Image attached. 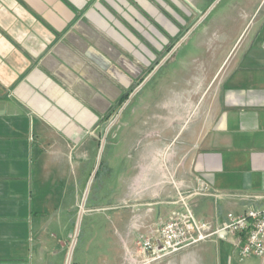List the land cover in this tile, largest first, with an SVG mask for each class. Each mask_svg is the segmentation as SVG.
<instances>
[{
  "label": "crops",
  "instance_id": "0c3cea01",
  "mask_svg": "<svg viewBox=\"0 0 264 264\" xmlns=\"http://www.w3.org/2000/svg\"><path fill=\"white\" fill-rule=\"evenodd\" d=\"M193 32L168 91L131 127L103 130L160 65L161 33ZM102 136L121 167L91 201L110 199L115 231L138 249L181 198L213 228L264 207L243 196L264 194V0H0V264L51 261L45 213L83 211ZM255 257L220 230L154 264H264Z\"/></svg>",
  "mask_w": 264,
  "mask_h": 264
},
{
  "label": "rangeland",
  "instance_id": "374dc122",
  "mask_svg": "<svg viewBox=\"0 0 264 264\" xmlns=\"http://www.w3.org/2000/svg\"><path fill=\"white\" fill-rule=\"evenodd\" d=\"M170 5L171 4H168L167 2L161 3V5L157 3L154 4L157 8L155 14L162 13L165 15L164 11L167 12L168 9H171ZM181 6L184 7L185 5L183 4ZM218 6H215L210 11L208 21L215 18ZM156 18H158V16H156ZM160 21L162 22V26L169 30V26L165 24L164 19H160ZM185 25L186 24L183 26L186 27ZM183 32H185L184 29ZM147 38L152 40V36L149 34ZM196 38L197 32L188 35L185 33L182 34V36L179 34L171 36L167 35V33L166 35L161 33L160 46L162 50L160 51V56L158 58L161 60L160 65L154 70H152V65L150 67L148 66L144 74L145 80L141 83L139 92L134 95L132 90L135 85H130L129 96L134 97L126 99L125 96L121 102H119V99L113 107H116L115 110L120 107L118 111H113L110 116L107 114L101 117L103 121L105 120L101 125L103 130L105 129V126H107L108 129L112 125L113 129H116L117 126V132L120 126L122 129H125L127 126L131 127L133 116L135 115L133 114L134 111H138L141 107L151 109L152 105L158 100L159 95L162 94L163 91H168L167 83H169V72L178 68L180 66V61H184L182 59L191 51L192 44L195 42ZM174 44L178 45L173 51V53L176 51V54H174L176 55V58H169L171 51L168 52V50H170L172 46H175ZM165 46L169 48L166 49ZM174 48L175 47H173V49ZM141 111L142 109L135 113L138 114L141 113ZM141 134V137L138 136L137 139L144 140L145 136ZM100 139L102 146L101 143L98 145L97 163L94 169L95 173H92V185L89 197H87L85 202L86 206H82L83 211L79 213L76 209H71L73 211L68 213L62 211L45 213V221L43 219L45 223L43 228V238L46 240L45 248H50V251L52 252L50 257L51 261L48 264H65L66 257H68V264H143L141 251L138 249V245L128 244L126 242V236L118 231V229L115 231L114 223L110 218L111 210L108 208L110 206L107 205L110 202V199L97 197V200L94 203L91 201L95 188H98V190L100 189V183L103 181L104 177L107 176L108 179V175L110 174L111 176L112 171L118 172L121 167L120 159L114 156L115 159H113L112 163L113 170L109 168V153L114 147L112 148L110 144L105 143L106 140H104L103 136ZM113 139H115V136ZM118 150L119 148H114L113 151L116 154V152L118 153ZM100 160L102 162L99 166ZM97 169L98 171L96 173ZM114 176L115 173L113 172L112 178H114ZM90 204H95L96 208L92 210L87 209L86 207ZM251 255L257 256L255 254ZM157 260L150 261L149 263L146 262L144 264H154ZM201 262L202 264H206V259L201 260Z\"/></svg>",
  "mask_w": 264,
  "mask_h": 264
},
{
  "label": "built area",
  "instance_id": "2783aa9c",
  "mask_svg": "<svg viewBox=\"0 0 264 264\" xmlns=\"http://www.w3.org/2000/svg\"><path fill=\"white\" fill-rule=\"evenodd\" d=\"M232 194L239 195L236 192ZM243 196L247 199H264L262 193ZM220 230L232 236V241L239 247L240 258L255 254L264 261V207H249L241 213L230 211L222 224L213 228L210 221L198 218L187 201L181 198L180 203L167 215L157 217L154 227L148 229L139 241V250L144 254L142 263L206 240Z\"/></svg>",
  "mask_w": 264,
  "mask_h": 264
},
{
  "label": "trees",
  "instance_id": "16d2710c",
  "mask_svg": "<svg viewBox=\"0 0 264 264\" xmlns=\"http://www.w3.org/2000/svg\"><path fill=\"white\" fill-rule=\"evenodd\" d=\"M124 97H125V96H122V98H120L119 102H121L122 99H123ZM101 162H102V161L100 160L99 166L101 165ZM99 166H98V169H99ZM98 169L96 170V173H97ZM95 175H96V174H95ZM95 175H94V176H95Z\"/></svg>",
  "mask_w": 264,
  "mask_h": 264
},
{
  "label": "water",
  "instance_id": "95a60500",
  "mask_svg": "<svg viewBox=\"0 0 264 264\" xmlns=\"http://www.w3.org/2000/svg\"><path fill=\"white\" fill-rule=\"evenodd\" d=\"M101 146H102V143H101ZM93 173H95V171ZM68 254H69V252H68ZM65 264H68V257H66V263Z\"/></svg>",
  "mask_w": 264,
  "mask_h": 264
}]
</instances>
